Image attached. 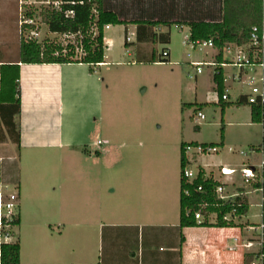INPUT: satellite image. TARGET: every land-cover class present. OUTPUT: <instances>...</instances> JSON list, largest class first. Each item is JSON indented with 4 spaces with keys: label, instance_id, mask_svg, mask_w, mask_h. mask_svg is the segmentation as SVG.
Wrapping results in <instances>:
<instances>
[{
    "label": "rangeland",
    "instance_id": "1",
    "mask_svg": "<svg viewBox=\"0 0 264 264\" xmlns=\"http://www.w3.org/2000/svg\"><path fill=\"white\" fill-rule=\"evenodd\" d=\"M30 1L33 3L31 6L28 2L27 5L22 4L21 0H0V64L18 59L21 39L33 36L32 30L36 32L33 39L39 42L47 40L66 44L67 41L73 40L72 36L52 33L41 21L39 12L43 7L53 5L52 2L55 0H50L49 5L42 4V0ZM109 3L118 11L124 12L127 18H131L133 13L139 12L141 8L139 2L132 3L131 0H109ZM166 4L168 5L160 0H144L143 6L148 12L157 13L165 9L169 10L170 7ZM217 7L216 5L214 12L217 11ZM29 9H35L37 13L34 28L24 30L21 27L22 14L27 13ZM132 29L131 27L130 31ZM162 29L171 32L170 43L151 44L149 53H144L150 57L153 49L157 54H160L165 47L170 49V61L157 63H140L139 60L144 59V54H139L135 47L126 48V25L119 24L107 30V36L115 42L110 52L111 61L115 63L111 66L113 77L108 80L104 78L114 90L112 95L107 89L103 91V119L100 124L103 137L108 136L110 139L109 145L102 146L107 149L108 153L98 158L99 160L95 159L96 163L83 160L84 157L80 160L75 157L64 160L66 168L72 169L66 173L68 181L65 184V197L68 203L71 202L67 207L69 213L73 214L76 211L77 215L95 212L96 194L106 201L110 198L111 187L117 189L114 204L118 203V199L120 201L129 199L132 185H136L130 179V173L134 170L149 168L154 171L164 161V165L166 164L173 173L177 171L180 175L181 144L183 142L216 143L219 149L213 155L195 157L191 155L190 158L192 157L194 161L190 167L195 168L197 164L208 163L207 167L214 170L216 178L224 181L232 182L231 178L229 180L220 175L219 168H217L219 165L239 169L241 164L247 162L248 159L250 163H259L261 154L252 153L251 150L260 147L263 142L262 126L252 120L250 106L239 97L242 93L249 91L247 81L253 75H260V68L255 66L252 71L246 69L245 83H241L238 78L228 80L229 100L227 103L229 105L222 114L223 106L218 103V94L214 88L213 76H211L212 72L214 73V67L205 66L203 73L196 77L195 69L191 65V62L195 60L215 61L219 50L198 47L193 49L190 46H184L182 43L184 35L189 34L187 26L180 27L173 24L170 28L163 27ZM157 31L160 32L159 29ZM188 53L191 55L188 56ZM228 57L225 54V58ZM239 71L237 67L227 66L225 76L228 78L233 74L238 75ZM198 111H202L206 118L197 121ZM83 112L84 108H80L77 101L72 112L76 123L73 126V132L80 136L86 128L79 124ZM85 119L86 117L83 118ZM196 126L199 128L196 129ZM222 126H224V145H218L221 141ZM242 151L249 154H242ZM11 153L16 155L15 147L12 150L10 143L0 144V154L6 157L3 181L8 183L16 177L15 163L17 160L16 158L14 161L7 159ZM77 167L92 170H86L83 173L75 171ZM236 180L238 181V177ZM238 184L246 185L241 180ZM228 188L235 190L237 187L229 186ZM246 188L248 191L251 190L247 196L250 207L242 220L260 223L261 208L257 206L260 202V193L252 192L253 187L249 185ZM78 199H85L88 203L83 206ZM48 204L42 196L39 199L33 198L32 202L27 204L29 219L33 222L45 223L51 217L53 210ZM96 205L101 206L99 200ZM54 214L56 215L55 211ZM213 219V217L206 218L208 223H211ZM233 226L235 225L228 227L196 226L195 234L198 235L197 231L207 232L205 235H198L202 243H198L200 246L197 249L201 253L198 252L197 256L203 258L202 253H204L206 257L211 258L219 253L223 256L230 254L227 246L233 236L240 234L239 228ZM67 228L70 232H66L65 235L70 234L67 238L70 245L77 244L76 238H79H75V233L69 223H67ZM27 230L28 253L37 242L45 245L46 237L38 238L36 243L34 239L31 242L29 235L31 227ZM53 240H55L54 237ZM201 245H204V249ZM195 246L197 247V242L194 241L193 249H196ZM230 256L235 255L230 254Z\"/></svg>",
    "mask_w": 264,
    "mask_h": 264
},
{
    "label": "crops",
    "instance_id": "2",
    "mask_svg": "<svg viewBox=\"0 0 264 264\" xmlns=\"http://www.w3.org/2000/svg\"><path fill=\"white\" fill-rule=\"evenodd\" d=\"M110 28L113 25L105 29V61L99 65L81 62L20 63L21 113L15 117L21 131L20 150L17 151L11 139V131L1 118L0 144L10 143L12 150L15 147L17 151L16 155L11 153L7 159L17 160L16 177L12 181L20 185L18 242L21 264L247 263L253 257L244 252V258L229 251L235 256H223L220 253L211 258L204 253L203 258L197 256L198 252L201 253L197 249L200 246L198 243H202L198 235L207 232L197 231V235L196 227H180L181 168L180 175L177 171L173 173L164 165V161L154 171L140 168L130 173V179L136 185H132L129 199H118V203L114 204L117 189L111 187L110 198L106 201L96 194L95 212L77 215L76 211L69 213L67 207L71 202L68 203L65 197V184L68 181L66 173L72 169L66 168L64 160L69 157L80 160L84 157L83 160L93 162L108 153L102 146L109 145L110 139L108 136L103 137L100 124L103 119V91L107 89L112 95L114 90L106 81L113 77L111 66L115 64L110 54L115 42L107 36ZM162 28L158 29L163 31ZM126 35L131 38L126 48L135 47L139 54L149 53L151 44L137 41L135 24L126 26ZM146 54L143 55L144 59L149 57ZM16 61L18 59L13 62ZM77 101L80 108H84L82 119H79L80 126L86 127L84 137L73 132L76 123L72 112ZM10 114L11 109H8L5 117L11 119ZM10 127L13 125L10 124ZM5 159L0 154L2 180L5 176ZM197 165L204 167L207 172L214 171L207 167L208 163ZM74 170L85 173L92 169L77 167ZM41 196L53 208L51 217L43 224L31 221L27 213V204ZM98 200L101 206L96 205ZM78 201L83 206L88 203L85 199ZM67 223L73 229L75 238H79H76L77 244L70 245L67 240L70 236L65 235L70 232ZM30 227L31 242L34 239L36 243L40 237H46V240L45 245L38 242L34 244L28 253L29 239L26 233ZM194 241L197 242L196 249L192 247ZM201 248L204 249V245Z\"/></svg>",
    "mask_w": 264,
    "mask_h": 264
},
{
    "label": "trees",
    "instance_id": "3",
    "mask_svg": "<svg viewBox=\"0 0 264 264\" xmlns=\"http://www.w3.org/2000/svg\"><path fill=\"white\" fill-rule=\"evenodd\" d=\"M168 3L166 6L169 10L162 12H148L144 7V0H131L132 3L139 2L141 8L139 12L133 13L131 18H127L124 12L118 11L109 3V0H61L59 7L49 5L43 7L39 12L41 21L46 24L52 33L72 36L73 40L67 41L66 44L57 41L39 42L35 39H21L19 57L16 62L0 64V118L11 131L12 142L16 145L17 151L20 150L21 131L20 125L15 121V117L21 113V85H20V63H75L81 62L89 65H99L105 61L106 43L105 29L107 25H129L137 26V41L148 42L156 45L158 42L170 43L171 32L160 31L159 27L170 28L173 24L178 26L189 27L191 41H208L213 40L214 46L219 50L216 59L222 62L223 48L227 43L242 44L248 40L251 27L257 24L261 16V0H160ZM153 4V3H152ZM217 11L214 12L215 6ZM143 6V9H142ZM178 8V9H177ZM73 11L72 15L68 13ZM36 10L29 9L27 17L35 19ZM24 30L34 28V25L25 24ZM127 35L125 46L127 47ZM164 48L162 51H164ZM169 57H163L162 52L157 54L152 50L150 57L139 60L140 63H157L169 62ZM215 91L218 94L219 104H222V114L225 113L229 105L222 100L225 91L224 71L220 67L219 72L214 75ZM201 105V104H199ZM6 109V110H5ZM11 109V119L5 117V112ZM0 119V121H1ZM10 124L13 127H10ZM10 128V129H9ZM196 129L199 126L195 127ZM224 140V126L221 128V142ZM197 144V143H194ZM218 144V145H219ZM187 143L181 145V173L188 163L185 155ZM211 145H217L211 143ZM203 173V172H202ZM2 181V163L0 161V182ZM14 182V181H12ZM17 183V182H16ZM196 185L203 184L205 192L195 193L192 196L184 195V184L181 178V196H180V227L196 226H219L228 227L220 220L217 224L202 223L198 224L193 214L187 215L188 207L197 208V204L203 201L209 203L216 202L214 187L217 183L212 180H203L202 174L195 181ZM193 191V186H187ZM240 198H237L239 201ZM245 205L239 209L240 213L248 211L247 200L244 199ZM231 202L225 206L211 210H219L220 216L232 209ZM222 219V218H220ZM240 234L233 237L241 236ZM184 241V237L182 238ZM20 244L16 242L4 247L5 264H21L20 261ZM240 254L244 258L242 250L230 251ZM95 264H102L97 262ZM240 264H245L241 262Z\"/></svg>",
    "mask_w": 264,
    "mask_h": 264
},
{
    "label": "built area",
    "instance_id": "4",
    "mask_svg": "<svg viewBox=\"0 0 264 264\" xmlns=\"http://www.w3.org/2000/svg\"><path fill=\"white\" fill-rule=\"evenodd\" d=\"M22 4L27 5L33 4L32 1L21 0ZM35 2V1H34ZM42 4H51L50 0H42ZM55 7H59L61 0H55L52 2ZM32 8V7H31ZM27 13L22 14L21 27L25 24L33 25L34 19L27 17ZM73 14V11L68 13ZM178 26V25H177ZM107 25L106 28H109ZM183 27V26H180ZM33 36L36 32L32 30ZM33 36L29 38L32 39ZM130 36L127 40L130 41ZM184 46H190L193 49L201 48H215L213 40L208 41H191L190 32L184 35L183 41ZM225 54L229 57L226 59ZM191 54L188 53V56ZM163 57H170V51L165 49L162 51ZM191 65L195 69V76L202 74L205 66L214 67V75L219 72L221 67L224 71V83L225 91L222 96V100L227 102L229 100L228 80L232 78H238L241 83H245L244 75L247 74L246 69L252 71L253 67L257 66L260 68V75H253L248 81L249 91L242 93L239 97L244 100L251 108L252 120L258 122L262 126L263 130V142L260 147L250 148L252 153L259 152L261 158L258 164L250 163L249 159L247 162H243L241 167L234 168L226 165H219L220 175L223 178H231L232 182L224 181L220 178H216L214 171L207 172L204 167L196 165L195 168L190 167L194 161L195 156H210L218 152V146L206 144V143H187L185 147V155L187 157L188 163L182 170L181 178L186 185L184 188V195L186 197L192 196V192L203 193L205 192V187L203 184L196 185L195 181L202 174L203 180H212L217 183L214 187V193L216 195V202L209 203L208 201H203L197 204V208L188 207L186 210L187 215L193 214L195 220L198 224L207 222L206 218L213 217L211 224H217L224 222L227 225H235L241 228V236L233 237L232 243L227 247L230 251L242 250L245 255L249 254L253 258L248 260L245 264H264V0H261V16L257 24L253 25L249 31L248 40L242 44L227 43L223 48V59L222 62L217 61H206V60H195L191 62ZM227 66H233L240 69L239 74L230 75L228 78L225 76V68ZM1 79V75H0ZM1 88V85H0ZM219 102V98H218ZM206 116L202 111H198L196 120L201 121L205 119ZM242 154L248 155L242 151ZM249 157V156H248ZM203 172V173H202ZM238 174V176H236ZM241 180L246 185L238 184L236 180ZM238 184V185H237ZM253 187L252 192L260 193V202L257 206L261 208V221L260 223H250L244 222L242 219L247 215L248 211L245 213H240L239 209L242 208L245 203L244 199L247 200V205L250 207L249 198L247 196L251 193L246 188ZM193 186V191L190 187ZM229 186L237 187L235 190L229 189ZM246 197V198H245ZM237 198H240L237 201ZM233 203L232 209L223 213L222 216L219 214V210H211L210 207L219 208L225 206L227 203ZM20 210H21V195H20V185L16 182H0V264H5L4 259V247L6 245H11L18 242V231L20 223ZM249 210V208H248ZM222 218V219H220ZM208 223V222H207Z\"/></svg>",
    "mask_w": 264,
    "mask_h": 264
}]
</instances>
